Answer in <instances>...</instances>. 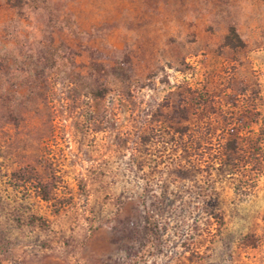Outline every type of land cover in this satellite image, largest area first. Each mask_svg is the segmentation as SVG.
Listing matches in <instances>:
<instances>
[{
    "label": "rangeland",
    "instance_id": "374dc122",
    "mask_svg": "<svg viewBox=\"0 0 264 264\" xmlns=\"http://www.w3.org/2000/svg\"><path fill=\"white\" fill-rule=\"evenodd\" d=\"M219 118L264 128V0H0V264H264Z\"/></svg>",
    "mask_w": 264,
    "mask_h": 264
},
{
    "label": "trees",
    "instance_id": "16d2710c",
    "mask_svg": "<svg viewBox=\"0 0 264 264\" xmlns=\"http://www.w3.org/2000/svg\"><path fill=\"white\" fill-rule=\"evenodd\" d=\"M224 41L226 47L231 49L236 50L244 46L239 34L234 28L230 29V32L226 35ZM219 119L221 120L220 123H224V125L221 129H216L215 132L217 133V131H219L221 134L219 136L220 145L216 153V161L212 164L216 167V171L221 174L234 175L239 169L246 168L252 160L260 163L261 158L264 155L261 148L263 141L262 137H264V128H261L254 139L251 137L253 132L249 131L250 128H248L249 125L258 123L259 118H240L236 120L237 124L229 122V118ZM211 133L213 134V132H210V134ZM212 139V137L210 139L206 136L204 137V143H206V141H212ZM251 141L252 148L251 151H248L247 144L250 143L249 145H251ZM13 177L21 180L25 179L26 176L20 173H15ZM38 185L44 193V199L49 200V194L42 181L39 180Z\"/></svg>",
    "mask_w": 264,
    "mask_h": 264
}]
</instances>
